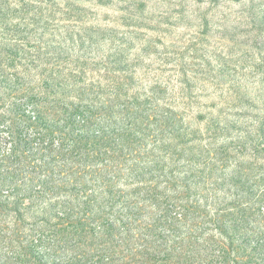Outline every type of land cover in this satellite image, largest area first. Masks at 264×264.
Wrapping results in <instances>:
<instances>
[{
    "label": "rangeland",
    "instance_id": "374dc122",
    "mask_svg": "<svg viewBox=\"0 0 264 264\" xmlns=\"http://www.w3.org/2000/svg\"><path fill=\"white\" fill-rule=\"evenodd\" d=\"M71 256L264 264V0H0V264Z\"/></svg>",
    "mask_w": 264,
    "mask_h": 264
},
{
    "label": "trees",
    "instance_id": "16d2710c",
    "mask_svg": "<svg viewBox=\"0 0 264 264\" xmlns=\"http://www.w3.org/2000/svg\"><path fill=\"white\" fill-rule=\"evenodd\" d=\"M79 145L78 143L74 145V150H78L80 149L83 145L82 144V139H79ZM77 141V142H78ZM73 150V151H74ZM66 209V208H65ZM68 215V214H67ZM64 219H67V218H64ZM180 220H182V218H180ZM80 223V222H79ZM80 228L83 230V224H80L79 225ZM40 228H43L42 232L45 233L47 232L50 236V238H52V244H50V251H51V255L55 256L54 253H56L58 251V249L56 250L55 248H59V244L61 245L62 241H64V244L67 243V240H68V236H72L73 234L70 232V233H66L64 234V231L66 230L62 225H59V227H45V226H42ZM175 228V227H174ZM174 228H172V230H174ZM43 233H41V235L43 236ZM71 239V238H70ZM45 240V239H44ZM184 239H178V241H181V244L178 245L176 244L177 242H173L170 246H169V257H173L175 259H178L180 260L181 257H183V253L185 251H183V249L185 250V248L189 247L191 250L189 251L190 254H193L194 252V246H190V245H193L192 243H187V242H183ZM188 244H190L188 246ZM56 245V246H55ZM178 245V247H177ZM55 246V248H54ZM54 248V249H53ZM172 253V254H171ZM189 254V255H190ZM223 259L226 261L227 259V256H229V253L227 252H223ZM77 258H73L72 256L62 262H54L52 261L50 264H88L87 262V259L81 261V260H76ZM42 263V262H41ZM42 264H46V263H42ZM98 264H112L111 262L107 263H103L101 260L99 261Z\"/></svg>",
    "mask_w": 264,
    "mask_h": 264
}]
</instances>
